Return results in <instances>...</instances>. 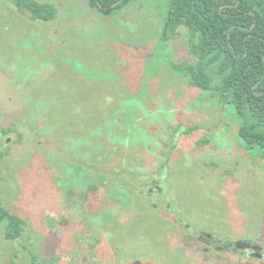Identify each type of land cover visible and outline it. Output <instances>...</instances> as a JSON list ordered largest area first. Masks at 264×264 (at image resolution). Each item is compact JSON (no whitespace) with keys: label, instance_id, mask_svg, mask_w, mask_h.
Wrapping results in <instances>:
<instances>
[{"label":"rangeland","instance_id":"obj_1","mask_svg":"<svg viewBox=\"0 0 264 264\" xmlns=\"http://www.w3.org/2000/svg\"><path fill=\"white\" fill-rule=\"evenodd\" d=\"M35 1L56 18L0 0L1 199L26 221L12 242L0 226V264H264L262 151L191 84L187 30L164 38L170 0Z\"/></svg>","mask_w":264,"mask_h":264},{"label":"trees","instance_id":"obj_2","mask_svg":"<svg viewBox=\"0 0 264 264\" xmlns=\"http://www.w3.org/2000/svg\"><path fill=\"white\" fill-rule=\"evenodd\" d=\"M136 1L90 0V4L110 15ZM170 3L164 38L172 41L182 36L183 29L187 30L188 48L196 65L182 64V68L191 84L203 91L216 92L224 103L231 104L240 120V140L248 150H261L263 158L264 0H170ZM16 4L34 20L44 22L54 20L58 12L53 5L35 0H16ZM1 131L7 134L0 127V137ZM1 196L0 187V226H6V240H20L26 221L7 209ZM32 258L33 264H38L36 257Z\"/></svg>","mask_w":264,"mask_h":264},{"label":"flooded vegetation","instance_id":"obj_3","mask_svg":"<svg viewBox=\"0 0 264 264\" xmlns=\"http://www.w3.org/2000/svg\"><path fill=\"white\" fill-rule=\"evenodd\" d=\"M161 189L162 188H160V187H158V190L159 191H157L155 194L158 196V197H160L162 194H163V191H161ZM153 192H154V190L155 189H151ZM197 239L199 240V241H201V243L202 244H205V245H207V248L205 247V253H208V252H210V250H211V248H210V246H212V245H210V244H214V243H216V242H214V238L211 236V235H204L203 233L202 234H199V236L197 237ZM221 245H223V243L221 244ZM224 248H225V251H227L228 252V254H230V253H232V249H238V247H237V244L236 245H233V244H227V243H224ZM214 247L217 249L218 247L217 246H215L214 245ZM260 247V246H259ZM263 251V248L261 247V248H259V249H241V251H240V254H242V255H245V253H248V252H251V255H253V256H256V257H258V258H261V255L259 254V253H261ZM236 252V251H235ZM256 254V255H255Z\"/></svg>","mask_w":264,"mask_h":264},{"label":"water","instance_id":"obj_4","mask_svg":"<svg viewBox=\"0 0 264 264\" xmlns=\"http://www.w3.org/2000/svg\"><path fill=\"white\" fill-rule=\"evenodd\" d=\"M237 247H238V249H252L253 248L255 250L261 248L259 246H255V245H252V244H249V243H238Z\"/></svg>","mask_w":264,"mask_h":264}]
</instances>
